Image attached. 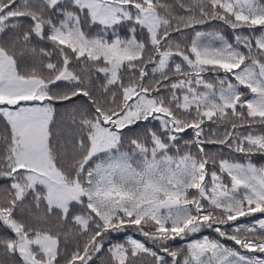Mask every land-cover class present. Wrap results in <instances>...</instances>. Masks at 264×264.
I'll use <instances>...</instances> for the list:
<instances>
[{"label": "snow or ice", "instance_id": "snow-or-ice-1", "mask_svg": "<svg viewBox=\"0 0 264 264\" xmlns=\"http://www.w3.org/2000/svg\"><path fill=\"white\" fill-rule=\"evenodd\" d=\"M0 264H264V0H0Z\"/></svg>", "mask_w": 264, "mask_h": 264}]
</instances>
